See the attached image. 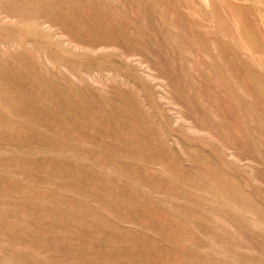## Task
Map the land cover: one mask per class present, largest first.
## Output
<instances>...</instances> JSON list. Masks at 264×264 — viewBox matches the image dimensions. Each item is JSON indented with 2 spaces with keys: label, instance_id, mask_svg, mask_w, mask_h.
I'll return each instance as SVG.
<instances>
[{
  "label": "rangeland",
  "instance_id": "1",
  "mask_svg": "<svg viewBox=\"0 0 264 264\" xmlns=\"http://www.w3.org/2000/svg\"><path fill=\"white\" fill-rule=\"evenodd\" d=\"M0 264H264V0H0Z\"/></svg>",
  "mask_w": 264,
  "mask_h": 264
}]
</instances>
